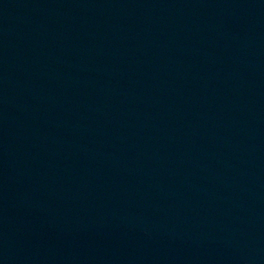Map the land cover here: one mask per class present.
<instances>
[{"label": "water", "instance_id": "1", "mask_svg": "<svg viewBox=\"0 0 264 264\" xmlns=\"http://www.w3.org/2000/svg\"><path fill=\"white\" fill-rule=\"evenodd\" d=\"M0 264H264V0H0Z\"/></svg>", "mask_w": 264, "mask_h": 264}]
</instances>
